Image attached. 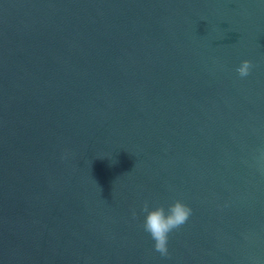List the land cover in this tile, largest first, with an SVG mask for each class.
Returning <instances> with one entry per match:
<instances>
[{"label":"water","instance_id":"95a60500","mask_svg":"<svg viewBox=\"0 0 264 264\" xmlns=\"http://www.w3.org/2000/svg\"><path fill=\"white\" fill-rule=\"evenodd\" d=\"M0 264H264V0H0Z\"/></svg>","mask_w":264,"mask_h":264},{"label":"clouds","instance_id":"9594fccd","mask_svg":"<svg viewBox=\"0 0 264 264\" xmlns=\"http://www.w3.org/2000/svg\"><path fill=\"white\" fill-rule=\"evenodd\" d=\"M251 60L243 59L236 71L240 76H247L251 70ZM143 227L153 240V246L162 256L168 255L169 233L183 225L190 216L192 209L182 200H175L167 208L163 205L150 206L147 202L143 205ZM135 215V213H134Z\"/></svg>","mask_w":264,"mask_h":264}]
</instances>
